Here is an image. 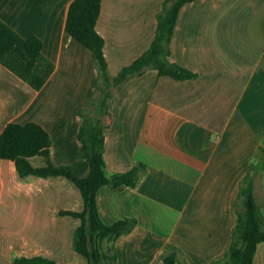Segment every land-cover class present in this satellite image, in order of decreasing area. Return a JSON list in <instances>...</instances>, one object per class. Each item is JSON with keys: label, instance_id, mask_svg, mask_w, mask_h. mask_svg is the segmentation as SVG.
<instances>
[{"label": "crops", "instance_id": "obj_1", "mask_svg": "<svg viewBox=\"0 0 264 264\" xmlns=\"http://www.w3.org/2000/svg\"><path fill=\"white\" fill-rule=\"evenodd\" d=\"M70 2L0 0V18L24 37L38 36L54 64L35 89L0 63V133L11 121L37 122L49 134L52 161L85 176L79 112L96 109L90 100L98 69L90 49L65 30ZM162 2L102 0L96 29L111 75L149 47ZM169 58L196 76L175 79L147 67L113 86L107 98V172L145 164L135 186L105 184L96 192L105 222L136 219L115 241L116 264H166L162 255L172 247L185 264L222 258L237 222L236 191L264 141V0L185 3ZM30 160L45 163L39 155ZM254 194L264 214V168ZM83 205L65 176L21 177L13 160L0 158V264L34 255L89 264L72 243L80 219L60 213ZM253 264H264V241Z\"/></svg>", "mask_w": 264, "mask_h": 264}, {"label": "trees", "instance_id": "obj_2", "mask_svg": "<svg viewBox=\"0 0 264 264\" xmlns=\"http://www.w3.org/2000/svg\"><path fill=\"white\" fill-rule=\"evenodd\" d=\"M192 0H163L156 13V30L149 47L129 64L111 75L104 56V38L96 29L102 0H71L66 20V32L92 52L98 69L95 82L96 96L90 100L94 111L82 109L78 138V156L89 163L85 176L76 175L69 165L55 164L50 156L51 140L48 132L37 122H8L0 133V158L13 160L19 176L46 177L62 175L79 189L83 209L61 210L64 215L80 219L73 233V247L84 255L89 264H116L115 241L130 232L136 225L133 217H123L112 223L105 222L99 213L96 192L102 185L125 184L135 186L145 171L143 162L134 163L128 170L108 173L104 159V129L106 127L107 98L112 87L128 77L140 74L145 68L157 69L160 75L175 79H189L196 72L171 61L170 41L178 12L182 5ZM0 63L30 86L39 89L54 69L53 62L42 53V41L36 35L24 37L0 18ZM42 156L43 165H34L30 158ZM264 168V141L254 156L253 166L243 176L234 202L237 222L229 248L224 256L210 264H253L258 243L264 241V214L255 194V180ZM166 264H185L179 259L178 249L170 248L162 255ZM14 264H58L41 255L19 256Z\"/></svg>", "mask_w": 264, "mask_h": 264}]
</instances>
